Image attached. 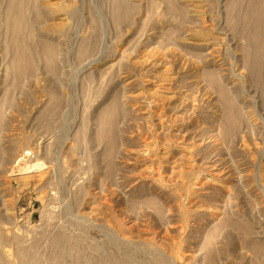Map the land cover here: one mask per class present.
<instances>
[{
  "label": "rangeland",
  "instance_id": "1",
  "mask_svg": "<svg viewBox=\"0 0 264 264\" xmlns=\"http://www.w3.org/2000/svg\"><path fill=\"white\" fill-rule=\"evenodd\" d=\"M254 1L38 0L49 17L28 11L34 39L58 47V69L38 58L18 81L0 30V264H26L29 247L46 262L63 247L66 264L103 252L208 264L210 246L215 264H264L245 232L222 224L243 222L264 242V81L241 35ZM208 71L246 115L230 140ZM114 100L126 111L107 154L98 118Z\"/></svg>",
  "mask_w": 264,
  "mask_h": 264
},
{
  "label": "bare ground",
  "instance_id": "2",
  "mask_svg": "<svg viewBox=\"0 0 264 264\" xmlns=\"http://www.w3.org/2000/svg\"><path fill=\"white\" fill-rule=\"evenodd\" d=\"M37 1L38 0H0V30L2 28L4 29L3 34L6 40V50H10L12 52V59L10 62V71H11V74L14 80L16 81H18L22 77L24 71L28 70L29 68L32 69L36 59L38 58L42 59L45 62V65L48 67V69L52 73H55L58 69V54H59L58 47L47 40H35L34 39L36 35L35 33H33V29L31 26L32 25L31 22L33 20H31L28 14V11L33 13L34 21L38 23H42V22L45 23V21H47L49 17V11L43 8L41 5H39ZM120 1L121 0H116V3H117L116 9H118V7L119 8L121 7L122 2ZM234 1L235 3L238 2V0H234ZM249 5L250 6L247 8L246 11H244V14L241 17V22L243 23L242 30L244 31V34H241V35L244 36L245 34H247L249 36V45L245 49L246 51L245 57L247 59V65L250 69L251 75L253 77V81L258 86L259 83L264 81V70H263V66H264V31H263L264 30V15H263L262 4L260 1L256 0ZM124 6H127V4L124 3ZM171 6H172V10H174L175 12L181 11V9H179L175 5V3H172ZM76 13H77V10H72L70 12V16H74L76 15ZM237 21H238V18L234 16L232 17L230 22H232L236 26L238 24ZM1 35L2 34L0 31V36ZM30 42H34V43H30ZM88 48H89L88 45L82 46L79 52L81 57H84L86 55ZM93 60L95 61V59ZM94 61H89L84 66L89 68L95 63ZM83 69H86V68L84 67ZM237 76L235 75V77ZM205 78L207 82L209 83V85H211L217 91V94H218V101L220 102L221 113H222L220 117V120H221L220 123L222 124V127H223L222 137L224 138V140H230L238 133L241 125L245 121L246 115L243 112L244 109L242 110L241 106L238 105L237 101L239 99L236 100L234 97V94L232 95V91H230L227 87H225V83L221 82V78H219L218 73H216L215 71H208L205 73ZM3 108H4L3 105H0V117L3 116ZM125 111H126L125 106L121 103V101L114 100L112 105L109 106L107 110H104L98 118V123H99L98 126L100 128L99 138L107 142V145H108V150L106 152L107 154H110L116 146L117 142H116V137H114V134L116 133L117 120L120 115L125 113ZM1 121H2V118H0V123H2ZM222 224H225L226 226L233 225L234 228H237L241 230L242 232H245L246 239L243 240L244 244L250 249H252L254 252L256 253L259 252V253L264 254V242L262 241L253 242L250 238V233L252 232L249 230L248 226L245 223L240 222V221H236V222L235 221L234 222L225 221ZM63 234L61 233L60 235L62 236L57 237V242L59 244L61 243L62 240H66L67 238L66 236L67 234L65 235ZM109 240H112V239H109ZM115 243H116L115 245H117L118 243L117 246L122 247V249L124 247H125V250L126 248L128 249L127 245H125V241L122 240V238L121 240L116 239ZM131 246L132 245L130 244V248ZM213 247L212 246L208 247V251H209L208 256H207L208 264H215L216 257H215V251ZM61 248L63 249V247ZM62 249H60V252H59L60 256L57 255L58 257L57 256L52 257L48 259L46 262V261H42L41 259H39V257L34 253L33 247L23 248L21 250L22 261L27 262L26 264H41L42 262H46L45 264H66L65 259H66L67 254H66V251L64 252L62 251ZM152 249H157V248H151V250ZM151 250L149 251L151 252ZM101 254L102 256L98 258L96 257L91 260H83L80 263L81 264H181L182 263L177 260V258L180 256L179 254H177V257L170 256L169 254H168L169 257H163V255L162 256L160 255L157 257V253H156L154 254L152 259H143L142 261L140 260L139 262H136L135 261L136 259L134 258V256L129 255L130 253L129 254L125 253V255L121 257L120 259L112 257L107 252H103Z\"/></svg>",
  "mask_w": 264,
  "mask_h": 264
}]
</instances>
